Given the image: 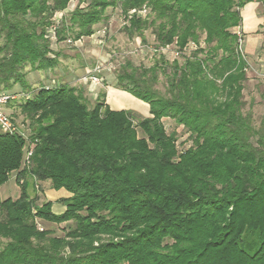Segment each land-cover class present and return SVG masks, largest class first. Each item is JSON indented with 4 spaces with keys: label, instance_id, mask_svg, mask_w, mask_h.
Returning a JSON list of instances; mask_svg holds the SVG:
<instances>
[{
    "label": "trees",
    "instance_id": "trees-1",
    "mask_svg": "<svg viewBox=\"0 0 264 264\" xmlns=\"http://www.w3.org/2000/svg\"><path fill=\"white\" fill-rule=\"evenodd\" d=\"M71 1L0 0V92L31 94L19 108L34 144L21 169L25 140L0 134V187L12 172L21 181L16 199H0V264H264V120L257 127L242 111L246 61L234 33L242 8L264 0H77L56 25ZM109 7L124 15L129 38L144 42L151 28L157 48L174 46L183 59L167 63L164 95L153 86L165 62L119 66L117 88L149 106L136 124L103 94L89 108L68 84L34 92L25 79L26 67L58 66L53 28L56 42L90 37ZM143 8L145 17L128 14ZM163 119L188 133L179 153ZM28 177L69 193L64 211L37 206ZM35 219L73 226L52 237Z\"/></svg>",
    "mask_w": 264,
    "mask_h": 264
},
{
    "label": "rangeland",
    "instance_id": "rangeland-1",
    "mask_svg": "<svg viewBox=\"0 0 264 264\" xmlns=\"http://www.w3.org/2000/svg\"><path fill=\"white\" fill-rule=\"evenodd\" d=\"M76 5L77 0L71 1L68 4L66 10L63 11V15H67L75 8ZM80 6L84 7L85 4L83 3ZM255 14L261 17L263 21L264 5L262 3L257 2ZM105 16L106 18L103 21L94 26L95 32L92 36L83 37L78 41H73L71 44L67 43L66 40L62 42H56L52 36L53 34H48L50 39V48L54 53L58 54L59 64H63L66 71L71 70L72 72L78 73V78H80L79 81L82 83V75L86 71L92 70L97 65H100V75L102 79L106 81V76L114 77L116 80V74L119 66L127 60L130 61L134 66H142L145 68H150L154 65H157L160 68V63L165 62L161 65L165 72H158L157 82L153 86L155 91H157L160 95H164L166 92V78L170 74V68L167 66V63L171 62L173 59H177L179 62H182L183 59L180 57L174 58L171 51L163 53L154 52V49L157 48V44L151 28L143 32L145 39L144 42H141L138 37L129 38L122 30L125 19L119 8H107L105 10ZM247 29V25H244L242 20L240 29L238 28L234 30L240 32L241 42L240 51L238 45V53L239 56L244 61H246L245 73L247 80L243 83L244 89L242 91V101L244 105L242 111L243 113L250 112L252 114L253 124L258 127L261 120H264V23L253 30L249 31ZM203 39L204 35H202L200 38L201 47L205 46ZM1 44H3V39H0V45ZM191 49H189L186 54H189ZM160 55H163V60L160 59ZM24 72L26 73L25 79L34 92L47 84L45 75H47L48 78L50 77L51 80H56V78L53 76H57V79H60V74L57 72V70L54 71V69L50 71H31L30 67H26ZM73 77L74 79L76 78L75 75H73ZM35 84L36 86H34ZM86 84L89 85V83ZM18 86L19 85H15L11 90L5 92L21 95L23 92L22 89L21 91L18 89ZM69 86L74 87L77 92L81 91L78 86H73V84ZM85 97L87 98V96ZM20 101H23V99H18L15 102L10 103L6 113L9 114L10 118L19 127L20 131L25 133V136L29 138V121L24 117V115H22V112L19 108ZM87 103L89 108H92L94 105V101L89 100L88 98ZM115 103L116 105H124L123 102L117 99H115ZM126 104L129 105L130 102H125V105ZM131 109L134 108L127 107V110ZM134 114L136 116L134 120L135 124L141 119L145 118V116L138 112H134ZM162 123L164 124L166 133L175 131L177 135L175 144L178 153L180 152L179 150L185 149L186 146L190 144V142L187 140L188 133L183 128V126H177L170 119H163ZM136 130L139 137H144L139 128H136ZM24 161L23 148L21 169H28L29 163L25 164ZM27 180L29 183V196L32 199H36L37 206H41L45 202H50L46 200L47 194L54 190L50 181L39 182L35 179H32V177H28ZM19 185L20 183L16 181V173L14 172L9 174V179L4 184L3 189H5V187L8 188L11 192L9 196L13 199L19 194ZM2 193L0 195L3 198ZM60 200L61 199H59L57 203L62 204ZM57 203H55V205ZM52 212L55 213L57 211L56 209H53ZM3 217L4 213L0 212V219ZM35 222L39 230H47L51 232L52 237H62L64 233L71 226H73V223L71 222L68 224H55L39 219H35ZM5 242L6 241L4 239L0 238V247H2Z\"/></svg>",
    "mask_w": 264,
    "mask_h": 264
},
{
    "label": "crops",
    "instance_id": "crops-1",
    "mask_svg": "<svg viewBox=\"0 0 264 264\" xmlns=\"http://www.w3.org/2000/svg\"><path fill=\"white\" fill-rule=\"evenodd\" d=\"M256 5H257V2L247 3L242 8V10L240 12V16L243 20V24L247 25V28H248L247 30H249V31L261 26L264 23V20L262 21V18L255 14ZM64 69H65V66L63 64L62 65L58 64V66L56 68H54V71L57 70V72L60 74V79L59 78L57 79V76H53L54 78H56V81L59 84H69V85L73 84V86H78L80 88V90L83 91L84 96H87V98L89 100H93V101H95L97 99L99 94H103L104 95V103L111 110L120 111V110H127V107H133L134 109L130 110L133 113L138 112V113L142 114L143 116H145V118L150 116L149 115V107L146 103H144V102L138 100L137 98L133 97L128 92L117 88V86L115 87L116 80L114 77H110V76L107 77L106 76L105 77L106 81L103 80L101 84H96V85L89 84V85H87L86 83H83V82L81 83L79 81L80 78H78L79 77L78 73L72 72L71 70L66 71V69L65 70ZM90 71H86L82 75V77L87 75ZM79 74H82V73H79ZM73 75H75V77H76L75 79H74ZM45 80L48 83L49 80H51V79H50V77L48 78V76L45 75ZM34 86H36V84ZM18 89L21 91V88L19 86H18ZM115 99L120 100L121 102L124 103V105H116ZM125 102H130V104L125 105ZM9 105L6 107V112H7V108L9 107ZM0 134H2V133H0ZM12 173H14V172H12ZM3 186H4V184L0 187V194L3 192L2 193L3 198L0 195V199L5 200L7 198H11L9 196L11 194V192L6 187H5V189H3ZM18 196H19V194L16 197H14L13 199H16ZM46 197H47L46 200L52 202V204H53L52 210L56 209L57 212H55V213L60 214L64 211L65 208L62 204L57 203V201H59V199L69 197V193H67L63 189H60L58 191L52 190L49 192V194H47ZM55 203H57V204L55 205Z\"/></svg>",
    "mask_w": 264,
    "mask_h": 264
},
{
    "label": "built area",
    "instance_id": "built-area-1",
    "mask_svg": "<svg viewBox=\"0 0 264 264\" xmlns=\"http://www.w3.org/2000/svg\"><path fill=\"white\" fill-rule=\"evenodd\" d=\"M135 13H137V15L140 17H145L147 14V9L143 8V9L138 10V11L130 10L128 12L129 15H132ZM63 14H64L63 12L56 13L55 18H54L56 25H58V22L62 18ZM54 29L55 28L52 29L51 33L53 34L52 36L55 39ZM239 29H240V27H239ZM234 33L238 37V45H239V51H240V42H241L240 32L234 31ZM66 41L69 44L72 43V41L70 39H67ZM189 45H190V48H189ZM191 48L195 49L196 48L195 44H193V43L188 44L187 47L184 49V53L189 51V49H191ZM168 51H171L174 58H178L181 55V52L179 50H177L176 48H174V46L158 47V48L154 49V52H160V53L168 52ZM100 73H101V67H100V65L99 66L97 65L87 75L83 76L81 78V81L84 83L92 84V85L101 84L103 79H102ZM58 84L59 83L56 80L52 79V80H49V82L43 86V89L45 91H50L53 88L57 87ZM30 97H31L30 94H23L22 93L21 95H17L15 93H9V92H5V91L0 92V133L5 134V135H19L25 140V142H26L25 147H24V160H25L24 162H25V164L29 163V158L32 155V150H33L34 144L30 143V141L28 140V137L25 136V133H22L20 131L19 127L12 121L9 114L6 113V107L10 103H12L18 99L28 100V99H30ZM20 183H21V181H20Z\"/></svg>",
    "mask_w": 264,
    "mask_h": 264
}]
</instances>
